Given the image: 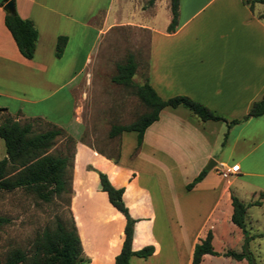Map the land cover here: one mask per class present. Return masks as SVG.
<instances>
[{"label": "crops", "instance_id": "obj_1", "mask_svg": "<svg viewBox=\"0 0 264 264\" xmlns=\"http://www.w3.org/2000/svg\"><path fill=\"white\" fill-rule=\"evenodd\" d=\"M88 1L12 0L16 14L31 20L37 32L30 59L19 54L4 26L5 2L0 1V108L17 121L38 118L78 138L83 125L75 115L72 89L80 81L79 75L86 74L95 53L93 46L111 26L141 27L147 32L144 80L155 93L162 99L186 96L224 120L202 121L181 105L166 106L145 127L134 156L142 159L147 169L120 162L124 133L133 135L128 131L118 134L121 141L115 157L95 153L91 163L106 176L113 170L117 181L110 183L123 187L124 205L136 219L130 248L136 250L147 244L153 247V252L145 258L131 255L130 258L135 257L134 264H148V259L153 258L159 264H166L167 260L169 264H180L181 247L186 252L185 264H191L192 247L208 230L213 250L218 257L223 256L226 249H214L213 229L207 225L220 202L224 198L230 201L236 191L232 192L229 183L222 182L224 178L215 170L212 172L213 166L205 170L204 165L209 159L215 165L223 163L226 167L237 163L238 171L230 176L247 187L242 190L246 200H240L247 205L264 207V112L226 126L227 121L241 118L251 103L264 94V4L254 1L249 6L242 0H178L174 30L166 32L170 20L169 0H153L150 4L147 0H108L105 7L97 4L98 0ZM111 2L115 8L110 12ZM88 32L93 34L89 47L85 44ZM59 35L65 36L66 41L60 56L56 57L54 45ZM77 43L79 61L73 66L69 59L74 58L70 54L76 51ZM59 91H62L60 102L65 100L70 107L69 122H74L73 127H64L54 108L48 106V101ZM75 145L74 156L85 152L79 141ZM153 169L164 174L169 170L190 172L178 185L180 194H174L169 185V206L150 172ZM201 169L205 170L203 176L186 189L185 185ZM97 183L96 172L90 181L84 176L75 177L74 193L70 197V211L81 249L93 259L95 252L88 237L85 242L82 240L73 204L83 192L91 195ZM87 188H92L91 192ZM207 202L209 210L199 223L196 210ZM231 212L232 207L230 215ZM114 213L117 219L111 221L119 224V230L107 238L108 246L113 236L121 244L123 235L124 218L120 212L114 209L102 218L106 222L109 219L105 216ZM211 256L203 254L198 264Z\"/></svg>", "mask_w": 264, "mask_h": 264}, {"label": "rangeland", "instance_id": "obj_2", "mask_svg": "<svg viewBox=\"0 0 264 264\" xmlns=\"http://www.w3.org/2000/svg\"><path fill=\"white\" fill-rule=\"evenodd\" d=\"M107 1L98 0L97 4L105 7ZM86 2L89 1L86 0ZM110 5L111 12L115 8V5L112 2ZM126 17L124 15V18ZM131 19L134 20L137 18L131 17ZM92 36L93 34L88 32L86 36L87 42L85 43L87 47L92 42ZM146 38L147 32L141 27L125 24L114 25L104 32L101 40L95 44V48L93 46L92 52L94 51L95 53L92 55V60L86 68V74L79 75L80 81L72 89V95L75 99V115L81 120L83 129L78 138H76L78 140L73 138L75 141L73 145L67 143L63 136H59L48 150L50 153L71 155L70 192L62 193L60 196L44 202L36 198L33 193L26 192L20 188L11 191H0V215L7 218V222L0 226V261H3L7 252L13 248H19L29 254L32 250V242L35 236L45 227L53 228L56 219L68 224L70 218H72L74 222L70 211V197L74 193L73 185H75L73 184V179L75 177L83 178V176L87 181L93 179L95 171L98 170L91 163L94 161L95 153H103L104 155L113 157L117 155L121 140L118 135L113 137L108 136L110 125L129 123L137 115L146 110L131 87L117 84L111 80V76L115 74V64L124 61L125 56L130 53L137 64V68H135L131 79L136 83H142L144 81L143 58ZM73 41H71L72 46L75 45H73ZM78 47L79 43L75 46L76 51L70 54V56L74 58L79 56ZM96 48L97 51L95 50ZM74 58L69 59L73 66L79 61L77 58V60ZM62 77L67 78L68 75H62ZM61 92L56 93L48 101V106L52 107V109L54 108L57 119L64 127H69L70 125L73 127L74 122H69V105L65 100L60 102ZM6 114L9 113L5 110H0V119ZM25 121L31 122L33 131H42L53 126L38 118L20 119L19 122L22 123ZM76 129L74 128V131ZM128 132L133 135L128 136L127 132L124 133L121 144L122 152L121 156H119L120 162L122 164L139 167L140 169H147L144 166L146 163L142 159H134L138 150L136 132ZM76 141L80 142L85 152L74 156ZM3 155L4 148L2 140L0 139V158ZM76 168L78 169L76 170ZM150 172L158 181L163 198L166 199L167 206H169V197L171 194L169 185H171L174 194H180L178 190L179 183L184 181L185 176L190 175L189 171H182L181 173L179 170H169L165 174L156 169ZM212 172H214V169H212ZM108 178L111 182L117 181L116 173L113 170L110 171ZM222 182L229 183L232 192L236 191L231 195L235 196L238 200H246V193H242V190L247 189V187L244 184L242 185L239 180L229 174ZM87 190L91 192L92 188H87ZM243 204L245 205V228L250 236L247 242V249L251 254L253 264H264V207ZM230 205L229 199L224 198L208 222L207 227L213 229V247L215 250H241L243 234L240 228L229 219L231 211ZM209 206L210 203L207 202L196 210V221L200 223L202 217L209 210ZM73 207L80 222L82 240L85 242V238H89L91 247L96 255L95 259H93L91 254H86L82 251V259L79 264H99L101 260L102 264H112L113 257L118 252L120 243H117L116 236H113L110 238L108 246L107 238L112 233L118 232L119 224L111 221L117 219L115 213L106 215L105 218L109 220L104 222L102 216L114 209L108 202L106 194L99 189L98 183L91 195L88 196L85 192L80 194L76 198ZM190 228L188 229L190 230ZM162 252L165 251L162 250ZM217 254H213L210 258L204 259L201 264H248L244 258L236 260L231 257H218ZM133 258L131 257L129 259L132 264H134L132 262ZM179 258L180 264L186 263V252L182 247ZM156 259H148L147 262L148 264H159ZM167 262L166 264H169V260Z\"/></svg>", "mask_w": 264, "mask_h": 264}, {"label": "trees", "instance_id": "obj_3", "mask_svg": "<svg viewBox=\"0 0 264 264\" xmlns=\"http://www.w3.org/2000/svg\"><path fill=\"white\" fill-rule=\"evenodd\" d=\"M1 3L7 0H0ZM153 0H147L152 3ZM249 6L254 2L264 4V0H242ZM178 0H169L170 20L166 26V32H172L176 24ZM3 24L8 30L19 54L27 59L33 55L37 32L29 19L19 17L16 12H4ZM66 37H56L54 55L60 56ZM136 68V63L130 53L124 61L115 64V74L111 80L117 84L131 87L133 92L145 106L146 110L137 115L131 122L125 124H112L108 130V136L113 137L122 131H135L136 143L140 144L142 133L151 122L157 119L158 111L163 107H175L181 105L187 108L193 115L202 121L224 120L223 117L214 114L204 105L183 95H176L166 99L160 98L152 87L144 80L136 83L131 79ZM4 110V108H0ZM264 112V94L253 101L247 112L239 119H231L226 126L244 120L249 116H258ZM63 136L66 142L73 145L74 139L59 127L51 126L42 131H33L31 122L20 123L10 114L0 119V139L3 143L4 155L0 158V191H11L16 188L31 192L44 202L70 192L71 155L62 153H50L48 150L55 139ZM99 189L106 194L110 205L120 212L124 218L122 228V240L118 252L113 257L112 264H132L129 261L131 255L147 257L153 252L150 244L143 245L136 250L130 248L133 224L132 218L122 200L123 187H114L108 176L102 171L96 170ZM205 173L201 169L185 185L190 189ZM232 212L230 220L240 228L243 241L240 251L226 249L223 256L236 260L246 259L248 264H253L251 254L247 249L249 235L245 228V205L235 196H230ZM7 222L5 216L0 215V226ZM217 254L211 245V233L208 230L205 236L194 243L191 252V264H198L203 254ZM82 259V249L79 236L72 218L68 224L56 219L53 228L45 227L35 236L32 242V250L29 254L19 248H13L7 252L0 264H79Z\"/></svg>", "mask_w": 264, "mask_h": 264}, {"label": "built area", "instance_id": "obj_4", "mask_svg": "<svg viewBox=\"0 0 264 264\" xmlns=\"http://www.w3.org/2000/svg\"><path fill=\"white\" fill-rule=\"evenodd\" d=\"M215 172L222 178H226L229 174H234L238 171V164L234 163L229 167H226L223 163L214 165Z\"/></svg>", "mask_w": 264, "mask_h": 264}, {"label": "water", "instance_id": "obj_5", "mask_svg": "<svg viewBox=\"0 0 264 264\" xmlns=\"http://www.w3.org/2000/svg\"><path fill=\"white\" fill-rule=\"evenodd\" d=\"M3 10L5 12H13L14 8H13V3H12V0H7L4 5H3ZM215 165V161L213 159H209L207 164L205 165L204 169L205 170H209L212 166Z\"/></svg>", "mask_w": 264, "mask_h": 264}]
</instances>
